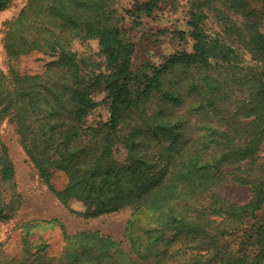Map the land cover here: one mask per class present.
I'll use <instances>...</instances> for the list:
<instances>
[{"label":"trees","instance_id":"1","mask_svg":"<svg viewBox=\"0 0 264 264\" xmlns=\"http://www.w3.org/2000/svg\"><path fill=\"white\" fill-rule=\"evenodd\" d=\"M156 1H136L125 12L149 13ZM215 1L190 6L191 52L176 53L159 67L147 64L137 75L131 69L134 44L116 0H28L10 21V57L40 51L57 60L42 74L0 70V122L8 116L51 189L52 173L64 172L65 189L53 192L63 203L82 201L83 217L133 209L125 228L130 250L97 231L64 232L58 258L42 259L45 245L32 253L24 239L11 264H264V0H222L240 24ZM203 7L214 10L226 34L234 33L233 42L210 39ZM92 39L105 67L90 75L70 45ZM235 42L251 65H241ZM101 90L109 117L84 125L100 105L92 94ZM184 104L187 115L175 113ZM188 115L200 128L184 136L179 130ZM122 131L127 134L119 136ZM119 143L127 150L123 164L113 157ZM14 173L12 161L0 158V180H12ZM224 184L248 186L250 199L242 205L227 200ZM143 219L145 229L139 227ZM231 238L239 242L231 244Z\"/></svg>","mask_w":264,"mask_h":264},{"label":"rangeland","instance_id":"2","mask_svg":"<svg viewBox=\"0 0 264 264\" xmlns=\"http://www.w3.org/2000/svg\"><path fill=\"white\" fill-rule=\"evenodd\" d=\"M136 1L144 3L150 0H116L114 3L117 13L125 18L121 26L126 37L134 44L131 69L135 75L146 71L147 64L159 67L176 53L191 52L192 41L188 36L190 27L187 22L188 11L194 0H157L151 12L142 11L134 17L125 11L132 9ZM27 3L28 0H0V70L5 74L10 71L26 75L42 74L52 61L57 60L56 56L40 51L15 57L8 55L6 37L7 33L10 34V21L18 16ZM214 7L226 12L233 22L240 24V16L229 11L222 0L215 1ZM203 11L206 12L203 28L210 39L226 43L235 40L234 33H225L224 23L217 19L214 10L203 7ZM178 31H183L185 35H178ZM234 48L240 54L241 65L248 66L253 63L243 45L235 42ZM70 50L81 61V69L86 74L104 71L105 59L100 54L97 40L73 41ZM176 79L177 71L171 74L169 82ZM105 96L106 92L102 90L92 94L93 99L100 105L86 117L84 125L107 120L109 105L104 100ZM151 108L154 109V105ZM173 110L177 114L188 113L185 104ZM187 119L189 123L179 132L184 136L198 133L200 127L194 124L190 115ZM124 134L127 131H122L119 136ZM184 136H181L182 140ZM119 139L118 137L117 140ZM1 145L5 151L0 147V158L7 156L14 165L15 173L12 180H0V204H3L0 206V218L3 219L0 220V264H11L13 259L16 260L21 255L24 239H27L32 253L36 252V247L44 244V250L40 254L42 259H56L61 255L66 234L73 235L81 231H97L110 235L121 242L124 249L130 250L125 228L133 213L132 208L127 207L96 218H85L81 215L85 210L82 201L71 198L66 203L61 202L53 191L61 192L65 189L68 182L66 175L61 171L52 173L50 185L53 190L42 181L20 145L15 126L9 122L8 116L0 122ZM113 157L119 164L127 160V150L121 143L114 146ZM223 188V194L231 202L242 205L250 199L251 190L248 186L224 184ZM139 225L145 229L146 219ZM236 241L239 242L232 239L231 244ZM33 259L34 256H31L30 260Z\"/></svg>","mask_w":264,"mask_h":264}]
</instances>
